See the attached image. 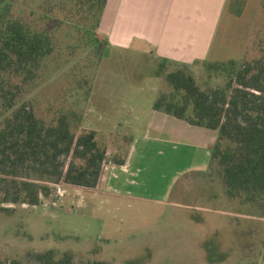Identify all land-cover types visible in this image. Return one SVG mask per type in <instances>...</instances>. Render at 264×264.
<instances>
[{"label":"rangeland","instance_id":"374dc122","mask_svg":"<svg viewBox=\"0 0 264 264\" xmlns=\"http://www.w3.org/2000/svg\"><path fill=\"white\" fill-rule=\"evenodd\" d=\"M94 17L78 0H0V34L18 23L51 42L32 75L0 77V129L22 105L46 126L65 116L74 134L96 131L98 145L109 152L108 168L138 143L143 156L135 160L142 173L134 180L143 195L116 197L103 193L104 183L83 190L42 178L38 206L0 205V259L29 264L27 254L54 251L57 257L71 254L74 264H264V199L230 200L215 181L189 174L206 161L198 141H155L151 133L145 142L147 129L135 132L117 123L110 128L114 110L122 118L147 115L153 84L148 77L161 69L147 47L140 53L104 48ZM210 35L207 64L264 60V0H229ZM176 68L166 65L163 73ZM196 70L201 89L225 85L224 76L205 66ZM130 83H139L138 89ZM161 91H171L164 80ZM6 100L12 108L6 109ZM132 107L145 112L132 114Z\"/></svg>","mask_w":264,"mask_h":264},{"label":"trees","instance_id":"16d2710c","mask_svg":"<svg viewBox=\"0 0 264 264\" xmlns=\"http://www.w3.org/2000/svg\"><path fill=\"white\" fill-rule=\"evenodd\" d=\"M106 2L78 0L95 16V30ZM50 50L47 36L30 35L18 23L7 25L0 34V77L9 72L32 75ZM166 65L177 68L163 73ZM205 67L212 74L224 76L225 85L205 91L187 66L160 65L155 75L162 77L171 91L160 90L153 110L216 131L206 180L212 185L215 181L230 200L259 202L264 199V60L241 65L230 60ZM7 100L6 109H10L13 105ZM96 137L93 130L72 133L65 116L55 125L46 126L28 106L13 111L0 129V205L38 206L42 178L57 186L99 189L110 160L108 150L98 145ZM112 161L116 165L124 163ZM73 260L69 253L57 257L54 251L26 256L29 264H74ZM0 264L22 263L0 259Z\"/></svg>","mask_w":264,"mask_h":264},{"label":"crops","instance_id":"0c3cea01","mask_svg":"<svg viewBox=\"0 0 264 264\" xmlns=\"http://www.w3.org/2000/svg\"><path fill=\"white\" fill-rule=\"evenodd\" d=\"M228 1L107 0L95 32L98 38L103 41L106 49H119L120 51L134 49L140 53L147 47L151 51L150 58L154 61L155 68L170 63L187 66L198 83L195 74L197 66H205L208 62L209 50L212 45L210 34L216 31L226 13ZM101 28L106 30L105 34L100 33ZM153 71L148 77L153 84L148 95L147 115L122 118L116 116L114 112L116 113L118 110L111 107L114 112H112L113 115L108 116V121L113 123L110 128L116 129L117 123L122 128L133 129L135 132L140 129H147L148 131L143 138L145 142L151 139V133L155 141L163 140V138L173 142L176 140L186 143L198 141L206 161L196 170L189 171V174L194 173L197 178L199 175L202 177L207 172L210 152L216 141L217 132L194 127L172 116L154 111L153 105L161 90L163 79L156 76ZM130 84L132 87L129 88L136 87L138 89L139 87V85L137 86L139 83ZM130 112L136 114L145 111L132 107ZM137 146L138 143L132 147L131 153H126L123 165L113 164L107 168L104 194L125 198H140L143 195L138 187L139 182L134 180L135 178L138 179L142 173L137 169L135 157L136 154L143 156V150L142 145L140 148ZM181 181L179 179L173 187L169 185L166 195H171L175 186Z\"/></svg>","mask_w":264,"mask_h":264}]
</instances>
